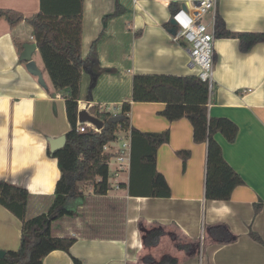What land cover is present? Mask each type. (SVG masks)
Here are the masks:
<instances>
[{
  "label": "crops",
  "instance_id": "obj_1",
  "mask_svg": "<svg viewBox=\"0 0 264 264\" xmlns=\"http://www.w3.org/2000/svg\"><path fill=\"white\" fill-rule=\"evenodd\" d=\"M118 1L124 13L113 17L115 0H84L83 58L95 44L104 71L96 77L84 69L79 112L93 115L90 110L96 108L100 114L120 116L123 105L131 103L133 128L143 133L169 131L170 141L159 148L156 167L172 194L169 199L130 196V168L118 166L110 172L114 181L106 196H97L93 186L78 182V191L67 203L76 215L53 226V236L74 238L76 243L70 254L55 251L43 264H73L72 257L84 264H143L146 255L157 261L171 255L179 264H264V245L249 236L253 231L264 241V43L243 54L238 40H215L209 116L238 126L234 143L221 134L216 140L245 185L236 188L229 201H208V148L194 142L191 122L168 121L160 115L166 108L163 103L132 102L136 75L198 76L189 46L173 42L166 29L171 14L186 0ZM0 10L33 16L41 11V0H0ZM218 14L232 32L264 33V0H218ZM15 38L36 43L27 23L12 28L0 19V181L30 193L26 216L33 219L50 210L61 178L48 140L66 136L71 126L65 99L53 88L39 50L33 61L44 84L21 61L24 50L19 53ZM120 133L130 136L129 131ZM181 151L190 152L185 170L177 155ZM256 205L261 206L258 212ZM219 225L227 226L235 241L217 242L209 229ZM155 228L164 236L158 247L146 248L143 235ZM21 237L22 222L0 205V251H18ZM179 244L194 248L186 252Z\"/></svg>",
  "mask_w": 264,
  "mask_h": 264
},
{
  "label": "trees",
  "instance_id": "obj_2",
  "mask_svg": "<svg viewBox=\"0 0 264 264\" xmlns=\"http://www.w3.org/2000/svg\"><path fill=\"white\" fill-rule=\"evenodd\" d=\"M113 17L124 13L118 0ZM83 4L84 0H41V11L37 15L25 16L13 10H0V19H5L12 28L25 22L33 28L37 48L49 74L55 91L61 94L66 103L68 122L71 130L66 135L64 148L49 155L58 161L61 178L57 183L55 200L46 214L27 219V206L30 193L23 187L7 181H0V205L22 222L21 245L18 251H8L0 264H43L50 253L63 251L70 254L76 243L74 238L53 236V226L65 217H73L76 211L68 208L69 199L78 191V182L93 186L94 194L106 196L110 189V155L105 153L107 145L115 143L120 131H129L131 136L130 182L128 191L132 197L169 199L171 188L157 171V153L163 144L170 141V132L143 133L131 126V103H125L117 123H111L109 113L100 114L96 108L90 112L104 122L100 133L87 129L78 131L79 100L83 72L89 68L95 76L101 68L95 44L87 58H83ZM173 9L177 7L172 6ZM172 30L171 23L166 25ZM216 39H236L241 53L246 54L264 43V33L240 32L227 29L222 17L217 14ZM21 53L24 43L14 39ZM93 80L91 88L95 85ZM212 95L207 83L198 76L136 75L133 78L132 102L163 103L166 108L160 113L170 122L188 119L193 126V138L197 144H207V171L205 196L208 201H229L234 190L245 185L243 178L227 163L223 151L216 140L221 134L228 143L237 139L239 128L227 118L209 116ZM177 155L184 162V170L190 152L181 151ZM261 206L256 205V212ZM211 236L219 243H231L235 237L225 225L211 227ZM146 248L158 247L164 231L155 228L144 235ZM249 236L264 245L261 237L251 231ZM186 252L194 245L179 244ZM73 264H84L72 257ZM143 264H179L178 258L163 255L156 260L151 255L143 258Z\"/></svg>",
  "mask_w": 264,
  "mask_h": 264
},
{
  "label": "built area",
  "instance_id": "obj_3",
  "mask_svg": "<svg viewBox=\"0 0 264 264\" xmlns=\"http://www.w3.org/2000/svg\"><path fill=\"white\" fill-rule=\"evenodd\" d=\"M217 14L218 0H186L171 14L172 41L189 46L191 63L198 70V78L208 84L211 95L214 94L215 90L214 43L216 40ZM87 129L97 133L101 132L94 125L82 124L78 119V131L84 133ZM110 146L111 144L104 148L105 153L111 157L109 165L111 160L115 159L119 170H129L132 151L131 136H128L126 141L112 155L108 152Z\"/></svg>",
  "mask_w": 264,
  "mask_h": 264
},
{
  "label": "water",
  "instance_id": "obj_4",
  "mask_svg": "<svg viewBox=\"0 0 264 264\" xmlns=\"http://www.w3.org/2000/svg\"><path fill=\"white\" fill-rule=\"evenodd\" d=\"M173 33V31L171 32ZM37 44L36 43H26L23 46V52L21 54V61L26 62L27 70L34 76L39 78L41 84H44L43 76L39 69L37 68V64L33 61V55L37 51ZM79 122L82 124H91L94 125L98 130H102L104 127V122L99 118L91 115L88 111L83 110L78 113ZM122 119L121 116H113L110 119L111 123L117 124ZM50 145V152L54 153L62 148L65 147L67 143L66 136H62L56 139H49L48 140ZM6 256V252L0 251V259H4Z\"/></svg>",
  "mask_w": 264,
  "mask_h": 264
},
{
  "label": "rangeland",
  "instance_id": "obj_5",
  "mask_svg": "<svg viewBox=\"0 0 264 264\" xmlns=\"http://www.w3.org/2000/svg\"><path fill=\"white\" fill-rule=\"evenodd\" d=\"M115 110L117 111V113H119V108L118 107H115ZM125 141H126V137L123 136L121 133H119L118 141L113 143V144H111L108 152L112 155L114 153V151L116 149H118L121 146V144L124 143ZM116 167H117L116 161H115V159H112L111 163L109 165L110 172H114ZM113 181H114V179H111L110 183H112Z\"/></svg>",
  "mask_w": 264,
  "mask_h": 264
}]
</instances>
